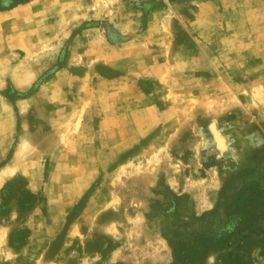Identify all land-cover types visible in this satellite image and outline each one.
<instances>
[{"label": "rangeland", "instance_id": "374dc122", "mask_svg": "<svg viewBox=\"0 0 264 264\" xmlns=\"http://www.w3.org/2000/svg\"><path fill=\"white\" fill-rule=\"evenodd\" d=\"M0 264H264V0H0Z\"/></svg>", "mask_w": 264, "mask_h": 264}, {"label": "bare ground", "instance_id": "6f19581e", "mask_svg": "<svg viewBox=\"0 0 264 264\" xmlns=\"http://www.w3.org/2000/svg\"><path fill=\"white\" fill-rule=\"evenodd\" d=\"M6 173V172H5Z\"/></svg>", "mask_w": 264, "mask_h": 264}]
</instances>
